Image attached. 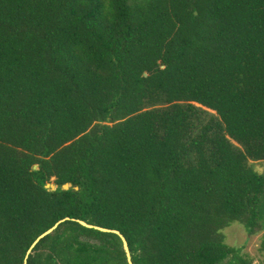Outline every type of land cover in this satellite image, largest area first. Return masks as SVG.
Returning a JSON list of instances; mask_svg holds the SVG:
<instances>
[{"label": "trees", "instance_id": "obj_1", "mask_svg": "<svg viewBox=\"0 0 264 264\" xmlns=\"http://www.w3.org/2000/svg\"><path fill=\"white\" fill-rule=\"evenodd\" d=\"M257 162L264 0H0V264H264Z\"/></svg>", "mask_w": 264, "mask_h": 264}, {"label": "rangeland", "instance_id": "obj_2", "mask_svg": "<svg viewBox=\"0 0 264 264\" xmlns=\"http://www.w3.org/2000/svg\"><path fill=\"white\" fill-rule=\"evenodd\" d=\"M252 165L256 172L264 173V162L252 163ZM47 187L52 190L56 189L54 185H48ZM223 235L225 236V244L228 247L242 248L241 255L245 260L252 264H260L259 246L262 233L249 236L240 224H233L223 231Z\"/></svg>", "mask_w": 264, "mask_h": 264}, {"label": "water", "instance_id": "obj_3", "mask_svg": "<svg viewBox=\"0 0 264 264\" xmlns=\"http://www.w3.org/2000/svg\"><path fill=\"white\" fill-rule=\"evenodd\" d=\"M70 188L69 185H64L63 186V190H68ZM55 189V188H54ZM65 220H68V219H64V220H61L59 221L58 223H56L51 229L47 230L45 233H43L35 242L34 244L32 245V247L30 248L29 252L31 251V249L33 247H35V245L42 239L44 238L45 236L51 234L57 227L60 223L64 222ZM79 223L84 226V227H87V228H92V229H95V230H98V231H101V232H104V233H113V234H116L117 236L120 237L121 241H122V244H123V248H124V251H125V254H126V258H127V263L128 264H133L132 260H131V255H130V251H129V248H128V244H127V241L126 239L123 237L122 234H120V232L116 231V230H108V229H105V228H101V227H97V226H91L83 221H79ZM26 264V263H25Z\"/></svg>", "mask_w": 264, "mask_h": 264}]
</instances>
